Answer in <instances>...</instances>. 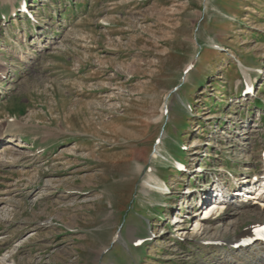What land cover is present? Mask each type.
Masks as SVG:
<instances>
[{
    "label": "rangeland",
    "instance_id": "obj_1",
    "mask_svg": "<svg viewBox=\"0 0 264 264\" xmlns=\"http://www.w3.org/2000/svg\"><path fill=\"white\" fill-rule=\"evenodd\" d=\"M22 1L0 0V264L239 260L224 237L257 216L198 204L262 171L264 0Z\"/></svg>",
    "mask_w": 264,
    "mask_h": 264
},
{
    "label": "bare ground",
    "instance_id": "obj_2",
    "mask_svg": "<svg viewBox=\"0 0 264 264\" xmlns=\"http://www.w3.org/2000/svg\"><path fill=\"white\" fill-rule=\"evenodd\" d=\"M23 8H26L24 6V3H23ZM29 11H30V9H29ZM7 14L12 15V12H9ZM248 76H249L248 77V79H249V81H248V87H249V85L252 86V84H253V80H252L253 77L251 75H248ZM244 133H245V137L247 139H249V140L254 137L253 136L254 135L253 134L254 131L251 132V131L245 130ZM249 143L250 142H247V141L246 142H242V144H244V145L247 144V146L249 145ZM19 146H22V144L19 143ZM1 159L2 158H0V160ZM263 161H264V153L261 156V160H258L256 163L257 164L261 163V165H262V162ZM258 176H259V179H261V180L264 179V172L263 171L259 172V175ZM152 181H154L155 183L153 184ZM249 181H250L249 184L246 186V189L249 190V191H247V197L250 196L253 199L254 198L258 199L257 202H259L260 204H258L257 208H254V207L249 206V205H245L243 207L242 206L239 207L238 205H240L241 203L238 202L237 204H234L231 201V198H230L229 195L226 196V197H222L221 198V197L217 196V194L216 195H213L212 194V191L209 192L208 190H206V191H208L210 193V195L214 199H217L216 202L218 203V205L216 207L210 209V207H206V204H207V202L209 200V198H207L208 196L205 195V192L202 193V195H201V197H202L201 201L206 199L205 202L202 204V207H201L202 209L203 208H206V211L204 210L205 211V217L200 218L201 220H203L204 224L207 223V222H209V221H207V219H208V216L207 215H209L212 211H216V214H217L218 212H223V210L226 209V208H228V207H234V209H236V213H235V217L236 218H238V216L250 217L251 214H255L257 216L256 219L253 221V223L251 225H249L248 227H246L243 231H241V232H234L228 238L227 237H224L225 238L224 241H227L230 244V246L232 248V251L234 253H238V255H239V257H238L239 260L234 261L232 258H230L229 260H225L226 261V264H264V243H262L257 238V233H256L257 227L260 224H262V222L264 221V199L261 198L262 195L259 196L258 193L254 192L255 189H256V187L258 186V182L255 181V180H253V179H250ZM150 182L153 184L152 186L157 187V189H156L157 191L158 190H164L165 189L164 184L161 181V179L160 178H157L153 174H150L149 179L146 181V184H148ZM221 186H223V185H221ZM143 190L145 192H147V193H150V191H151V189H149V187H147V186H145L143 188ZM219 191H222V190H219ZM223 192L224 191H222V193ZM186 200H187V198H186ZM243 201H245V200H241V202H243ZM200 211H201V209H199V211L196 212L195 215L200 214ZM176 220H174V221H176ZM198 225H203V223L198 224ZM234 225L235 224H233V226ZM205 231H207V230H205ZM207 233H208V231H207ZM248 238H253L254 239L253 243H251L249 245H245V244L241 245L240 244L237 248L235 247L236 244H238V243H240L243 240L248 239ZM0 263H2V262L0 261Z\"/></svg>",
    "mask_w": 264,
    "mask_h": 264
}]
</instances>
